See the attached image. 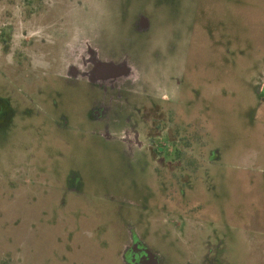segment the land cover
<instances>
[{"label":"rangeland","instance_id":"obj_1","mask_svg":"<svg viewBox=\"0 0 264 264\" xmlns=\"http://www.w3.org/2000/svg\"><path fill=\"white\" fill-rule=\"evenodd\" d=\"M97 56L140 101L72 78ZM133 236L264 264V0H0V264H131Z\"/></svg>","mask_w":264,"mask_h":264},{"label":"flooded vegetation","instance_id":"obj_2","mask_svg":"<svg viewBox=\"0 0 264 264\" xmlns=\"http://www.w3.org/2000/svg\"><path fill=\"white\" fill-rule=\"evenodd\" d=\"M140 27H141V29L147 28L146 22H144L142 25L140 24ZM97 57H98V59H95L94 63H92L93 70L89 73H86V72L83 73L81 66L74 67L73 65H70L71 75H73L72 78H74L77 81H80V80L85 79L84 77L89 76V79H88V77L86 78L87 82L91 83L94 86L95 85L99 86L105 90L109 89V91L112 92L111 95H113V90H114L112 85H110L111 79L118 78V77H120V78L123 77V78L129 79L132 81L131 88H133V90H132L133 94L129 95L130 97H127V98H126V96L128 94L126 96L125 95L123 96L120 94V95H118V98L125 97L126 101H129V99H131V101L133 103H134V101L135 102L140 101L141 97L139 98V95H138V93H140V91L137 88L136 89L134 88V85H137L135 83V82H137V78H138L137 72L131 73V72H126V71H122V72L118 71V67L120 66V64L115 63V62H110L109 60H106V59H101L100 56H97ZM116 68H117V70H115ZM130 91H131V89H130ZM145 94L149 98L150 101L152 98H153V101L155 100L154 95L151 96L148 91H146ZM130 106L131 105L126 104L124 107H130ZM136 108H137L136 112L140 113V117H141V122H139V123L142 124V122H143L142 119H143V115H144L143 114V107H142V105L139 104ZM142 131H145V130L141 129L140 127L138 129L135 128L131 131L130 130L126 131L127 135H130V134L133 135L134 134V136L136 137V141L135 142L131 141V143H129V146L132 148H137V149L145 148L144 149L145 154L150 155V151H151L150 143H148L147 141H146V143L140 141ZM109 137H111V136H109ZM123 141H125V140H123ZM134 237L135 236H133V241L137 240L138 243L135 242L133 244L131 256L129 257L130 259H128V261L131 260V264L132 263L133 264H149L148 255H152L154 253L151 251H149L150 254L148 252L143 253V251L141 250L142 249L141 245H140L141 241L139 239H136V238L134 239ZM156 264H158V262Z\"/></svg>","mask_w":264,"mask_h":264}]
</instances>
